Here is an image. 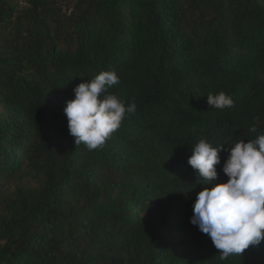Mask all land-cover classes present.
<instances>
[{"label": "trees", "instance_id": "1", "mask_svg": "<svg viewBox=\"0 0 264 264\" xmlns=\"http://www.w3.org/2000/svg\"><path fill=\"white\" fill-rule=\"evenodd\" d=\"M21 1L0 0V264H264V241L222 261L191 223L188 164L264 134V0ZM103 71L136 111L89 151L64 108Z\"/></svg>", "mask_w": 264, "mask_h": 264}, {"label": "clouds", "instance_id": "2", "mask_svg": "<svg viewBox=\"0 0 264 264\" xmlns=\"http://www.w3.org/2000/svg\"><path fill=\"white\" fill-rule=\"evenodd\" d=\"M119 83L115 71H103L73 89L74 99L66 102L64 113L76 145L84 144L89 151L103 148L126 116L135 113L134 102L126 106L109 92ZM207 103L212 109L224 110L234 107L235 102L221 91L207 95ZM249 131L256 132V125ZM222 151L228 152L222 165L228 180L216 183ZM188 164L195 170L197 182L204 185L196 194L191 223L210 237L220 260L259 246L264 241V134L215 147L201 138L193 146Z\"/></svg>", "mask_w": 264, "mask_h": 264}, {"label": "rangeland", "instance_id": "3", "mask_svg": "<svg viewBox=\"0 0 264 264\" xmlns=\"http://www.w3.org/2000/svg\"><path fill=\"white\" fill-rule=\"evenodd\" d=\"M23 6H24V3L20 0L19 7H23Z\"/></svg>", "mask_w": 264, "mask_h": 264}]
</instances>
